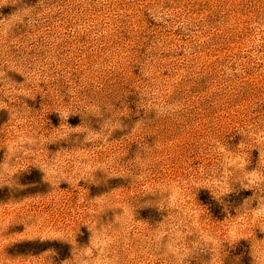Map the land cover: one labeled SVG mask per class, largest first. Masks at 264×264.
<instances>
[{"label":"rangeland","instance_id":"rangeland-1","mask_svg":"<svg viewBox=\"0 0 264 264\" xmlns=\"http://www.w3.org/2000/svg\"><path fill=\"white\" fill-rule=\"evenodd\" d=\"M0 264H264V0H0Z\"/></svg>","mask_w":264,"mask_h":264}]
</instances>
